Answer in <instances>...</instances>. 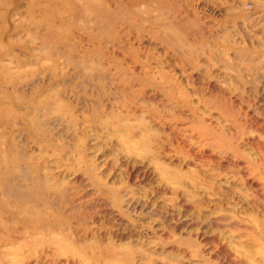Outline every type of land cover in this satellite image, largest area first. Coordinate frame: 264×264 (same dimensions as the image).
I'll return each instance as SVG.
<instances>
[{
    "label": "rangeland",
    "instance_id": "rangeland-1",
    "mask_svg": "<svg viewBox=\"0 0 264 264\" xmlns=\"http://www.w3.org/2000/svg\"><path fill=\"white\" fill-rule=\"evenodd\" d=\"M0 264H264V0H0Z\"/></svg>",
    "mask_w": 264,
    "mask_h": 264
}]
</instances>
